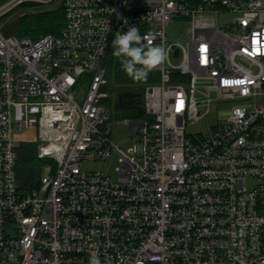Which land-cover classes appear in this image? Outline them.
<instances>
[{
  "label": "built area",
  "instance_id": "obj_1",
  "mask_svg": "<svg viewBox=\"0 0 264 264\" xmlns=\"http://www.w3.org/2000/svg\"><path fill=\"white\" fill-rule=\"evenodd\" d=\"M50 1L5 0L0 19ZM62 2L57 35L0 23V264H264V0ZM177 24L186 40L168 37ZM132 26L167 54L142 118L105 104L104 60ZM201 119L208 132L189 135ZM30 128L49 162L22 194L16 136ZM112 154L116 179L82 170Z\"/></svg>",
  "mask_w": 264,
  "mask_h": 264
},
{
  "label": "trees",
  "instance_id": "obj_2",
  "mask_svg": "<svg viewBox=\"0 0 264 264\" xmlns=\"http://www.w3.org/2000/svg\"><path fill=\"white\" fill-rule=\"evenodd\" d=\"M4 1L0 0V4ZM47 4L48 6L41 10H29L19 16L17 36L39 39L45 35H57L60 33L64 25L63 2L62 0H51ZM31 5L29 4V6ZM112 53L113 48L111 46L104 60V65L107 70L108 86L112 90L116 109L122 112L124 117L142 118L145 116L142 100L135 105L121 104L118 94L127 91L143 95L146 86L159 81V73L154 69L149 73L147 80L135 81L124 72L120 60L114 57ZM48 162L47 159L38 156L37 140L21 142L18 149L17 180L22 194L31 192L39 187L44 173V166Z\"/></svg>",
  "mask_w": 264,
  "mask_h": 264
},
{
  "label": "rangeland",
  "instance_id": "obj_3",
  "mask_svg": "<svg viewBox=\"0 0 264 264\" xmlns=\"http://www.w3.org/2000/svg\"><path fill=\"white\" fill-rule=\"evenodd\" d=\"M29 4H32L29 6ZM29 4H24L16 9H14L11 13L7 14L5 17L0 19V23H2V29L7 34H14L17 35L18 27V18L21 14L29 11V10H41L48 6L46 3H36V2H29ZM188 24H177V25H170L167 28V35L171 39L175 40H186L188 38V34L186 30L188 29ZM112 92V91H111ZM113 94V93H112ZM106 105H110L114 109L115 114H123L116 109L115 106V99L107 101ZM110 107V109H111ZM217 111L218 107L214 106L212 108L209 120L210 124L216 125L217 124ZM124 118L121 116H112V121L114 123V135L116 138V142L118 146L121 148L122 151L129 153L130 149L133 148L134 143L132 141L131 136L129 135V128L126 125L119 124ZM187 132L189 135L193 137H197L200 134H206L208 132L207 129V119H201L196 123L192 124L188 127ZM16 138L19 141H33L37 139V132L34 128L25 129L17 133ZM119 159L120 156L118 154H112L106 161H89L82 163L81 167L82 170L85 171H102L105 172L107 175L111 176L113 179L118 177L117 168L119 167ZM47 173V168H44V174Z\"/></svg>",
  "mask_w": 264,
  "mask_h": 264
},
{
  "label": "clouds",
  "instance_id": "obj_4",
  "mask_svg": "<svg viewBox=\"0 0 264 264\" xmlns=\"http://www.w3.org/2000/svg\"><path fill=\"white\" fill-rule=\"evenodd\" d=\"M136 26L126 32H116L112 40V55L120 60L124 72L135 81H145L151 71L166 60V51L162 45H153L144 41ZM97 264L99 262L97 261Z\"/></svg>",
  "mask_w": 264,
  "mask_h": 264
},
{
  "label": "water",
  "instance_id": "obj_5",
  "mask_svg": "<svg viewBox=\"0 0 264 264\" xmlns=\"http://www.w3.org/2000/svg\"><path fill=\"white\" fill-rule=\"evenodd\" d=\"M124 97L127 98V100L124 102L123 99ZM142 94L141 93H136V92H121L118 94V98L121 104H126V105H135L136 104V98H141Z\"/></svg>",
  "mask_w": 264,
  "mask_h": 264
},
{
  "label": "flooded vegetation",
  "instance_id": "obj_6",
  "mask_svg": "<svg viewBox=\"0 0 264 264\" xmlns=\"http://www.w3.org/2000/svg\"><path fill=\"white\" fill-rule=\"evenodd\" d=\"M127 100V98L126 97H124V99H123V101L125 102ZM141 101V98H136V103H139Z\"/></svg>",
  "mask_w": 264,
  "mask_h": 264
}]
</instances>
